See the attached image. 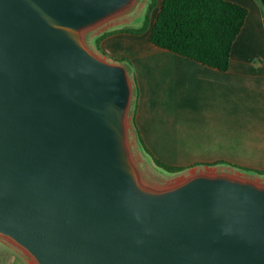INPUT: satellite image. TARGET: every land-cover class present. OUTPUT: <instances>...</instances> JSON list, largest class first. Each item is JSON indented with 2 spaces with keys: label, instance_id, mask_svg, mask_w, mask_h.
<instances>
[{
  "label": "water",
  "instance_id": "95a60500",
  "mask_svg": "<svg viewBox=\"0 0 264 264\" xmlns=\"http://www.w3.org/2000/svg\"><path fill=\"white\" fill-rule=\"evenodd\" d=\"M131 1L0 0V239L33 264H264V183L140 184L128 69L80 34Z\"/></svg>",
  "mask_w": 264,
  "mask_h": 264
},
{
  "label": "crops",
  "instance_id": "0c3cea01",
  "mask_svg": "<svg viewBox=\"0 0 264 264\" xmlns=\"http://www.w3.org/2000/svg\"><path fill=\"white\" fill-rule=\"evenodd\" d=\"M226 1L247 10L226 71L154 46L149 30L110 34L100 50L133 75L132 117L151 157L183 168L217 164L264 172V0ZM161 2L156 0L149 26ZM127 13L111 27L123 29ZM258 177L264 183V175ZM13 250L0 246V264H20Z\"/></svg>",
  "mask_w": 264,
  "mask_h": 264
},
{
  "label": "trees",
  "instance_id": "16d2710c",
  "mask_svg": "<svg viewBox=\"0 0 264 264\" xmlns=\"http://www.w3.org/2000/svg\"><path fill=\"white\" fill-rule=\"evenodd\" d=\"M155 6L156 0H149L142 23L138 28L103 32L95 39L96 48L100 50L101 40L110 34L118 32L140 35L149 30L148 41L160 49L219 71L228 69L231 47L244 24L246 8L226 0H162L156 18L149 26L150 13ZM134 90L135 96L136 87ZM131 125L139 145L149 154L139 135L134 117H132ZM151 158L157 167L167 173H177L185 169ZM213 165L217 164H211ZM232 167L243 173L264 175V172L238 166Z\"/></svg>",
  "mask_w": 264,
  "mask_h": 264
},
{
  "label": "rangeland",
  "instance_id": "374dc122",
  "mask_svg": "<svg viewBox=\"0 0 264 264\" xmlns=\"http://www.w3.org/2000/svg\"><path fill=\"white\" fill-rule=\"evenodd\" d=\"M145 2L146 0H132L130 2L131 9L127 13V17H126L127 21L120 25L124 28H138L141 25L143 16L146 12ZM118 16L109 17L98 24L91 25L80 33L84 44L93 54H95L97 57H99L102 60L109 61L112 63H118V62L108 60V58H106L103 55L101 50H98L96 48L95 39L98 36H100L106 29H107L106 32L111 30H116L115 26L111 27L112 24L114 25L115 22L123 21L122 18L117 19L119 18ZM117 28H120V26ZM128 79H129V84L132 87V98L130 101L131 102L130 108L128 109L127 115L125 117V127L127 128V132L125 133L124 144L128 154V159L137 174V178L140 184L143 187L156 191L170 189L175 186H178L183 181L195 175L224 176L237 181H247L255 185L262 186L263 182L259 179L257 174H250V173L245 174L243 172L236 170L237 168L235 167L233 169L227 168L226 165H215V166L201 165L192 168H185L184 170L177 173H167L164 170L157 167L153 163L151 156L147 152H145L143 148L139 145L136 134L131 125L132 114H133L132 112L134 107V98H135L134 78L133 75L131 74V71H128ZM0 244H1L0 246L4 244L9 245L8 242L2 239H0ZM9 246L12 249L16 250V251L13 250L15 253L16 261H18L20 264H33L31 260L26 258V256H24L22 252L21 254L20 251L17 250L16 248L12 247L11 245ZM7 249H9V247H7ZM8 263L9 262H7L6 264ZM10 264L13 263L10 262Z\"/></svg>",
  "mask_w": 264,
  "mask_h": 264
}]
</instances>
